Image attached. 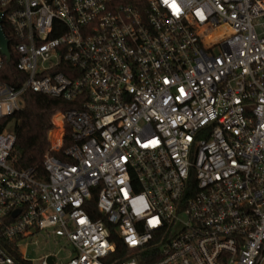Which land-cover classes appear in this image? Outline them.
Returning a JSON list of instances; mask_svg holds the SVG:
<instances>
[{
  "label": "built area",
  "instance_id": "built-area-1",
  "mask_svg": "<svg viewBox=\"0 0 264 264\" xmlns=\"http://www.w3.org/2000/svg\"><path fill=\"white\" fill-rule=\"evenodd\" d=\"M0 12V264H19L11 242L34 263L21 246L43 232L71 255L39 264H264V0H0ZM12 54L17 83L1 77ZM28 89L76 103L52 114L46 178L13 164L7 125Z\"/></svg>",
  "mask_w": 264,
  "mask_h": 264
},
{
  "label": "trees",
  "instance_id": "trees-1",
  "mask_svg": "<svg viewBox=\"0 0 264 264\" xmlns=\"http://www.w3.org/2000/svg\"><path fill=\"white\" fill-rule=\"evenodd\" d=\"M4 29L8 34L7 28ZM16 60V56L12 54L3 68L4 74L1 77L9 83L19 82L17 79L19 70L15 66ZM23 97L24 106L9 117L10 120H13L12 130L16 134L12 148L13 164L19 168L33 167L38 177L46 178L43 154L49 146L47 134L52 126V114L56 110L70 109L76 106V103L31 89L26 90ZM67 143L68 141L65 140L64 144L67 145ZM58 155L60 156V154ZM87 202L91 215L93 217L100 215L95 207L96 190ZM111 239L115 240L117 247L120 248L113 226H111ZM7 251L19 264H34L31 260L21 257L19 248L14 242L8 245Z\"/></svg>",
  "mask_w": 264,
  "mask_h": 264
},
{
  "label": "rangeland",
  "instance_id": "rangeland-1",
  "mask_svg": "<svg viewBox=\"0 0 264 264\" xmlns=\"http://www.w3.org/2000/svg\"><path fill=\"white\" fill-rule=\"evenodd\" d=\"M256 21H264V17L258 18ZM259 29L258 25H256ZM13 120L7 125L8 129L12 128ZM44 234V232H43ZM37 236L36 243H29L27 247L21 246V251L25 253L28 258L33 259L35 264L40 263V257L49 249L57 251V260L65 261L71 255V245L64 236L49 235L47 238L44 235Z\"/></svg>",
  "mask_w": 264,
  "mask_h": 264
},
{
  "label": "water",
  "instance_id": "water-1",
  "mask_svg": "<svg viewBox=\"0 0 264 264\" xmlns=\"http://www.w3.org/2000/svg\"><path fill=\"white\" fill-rule=\"evenodd\" d=\"M0 21H1V12H0ZM7 44H8V39H7V37H6V35H5L4 31H3V29H2V27H1V24H0V49H1L2 52H4L5 54L8 55L9 51H8ZM18 210H19L18 208L15 209V210L13 211V214H16V212H17ZM47 260H48V262H51V261L53 260V255H49V256L47 257Z\"/></svg>",
  "mask_w": 264,
  "mask_h": 264
},
{
  "label": "bare ground",
  "instance_id": "bare-ground-1",
  "mask_svg": "<svg viewBox=\"0 0 264 264\" xmlns=\"http://www.w3.org/2000/svg\"><path fill=\"white\" fill-rule=\"evenodd\" d=\"M215 35H216L215 32H209V33H207L206 38L211 39L212 36H215Z\"/></svg>",
  "mask_w": 264,
  "mask_h": 264
},
{
  "label": "snow or ice",
  "instance_id": "snow-or-ice-1",
  "mask_svg": "<svg viewBox=\"0 0 264 264\" xmlns=\"http://www.w3.org/2000/svg\"><path fill=\"white\" fill-rule=\"evenodd\" d=\"M154 222V221H153ZM135 241H133V243H134Z\"/></svg>",
  "mask_w": 264,
  "mask_h": 264
}]
</instances>
